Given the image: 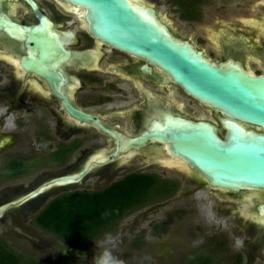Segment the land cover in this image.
I'll list each match as a JSON object with an SVG mask.
<instances>
[{"label":"flooded vegetation","instance_id":"af4514ba","mask_svg":"<svg viewBox=\"0 0 264 264\" xmlns=\"http://www.w3.org/2000/svg\"><path fill=\"white\" fill-rule=\"evenodd\" d=\"M33 1L42 17L49 23L50 37L58 49H63V53L54 51L50 57L41 56L34 43L29 42L28 36L21 33L27 28L40 27V22L32 8L24 1L0 0V144L3 146L0 155L6 153L14 155L24 148H32L35 141L32 145H24L23 142L29 128L33 127L36 142L42 139L57 142L56 145L51 146V153L58 148L73 149L62 164H67L71 157L77 154L76 160L68 166V169L86 162L78 172L69 175H77L95 162L100 165L94 164L88 176L97 169H103L104 172H101L99 180L105 179L106 172L110 173L108 176L111 179H115L109 186L97 191L74 192L100 193L133 175L155 176L161 181H172L155 173L145 172L153 167L169 172L175 170L187 176L189 170L187 168H185L187 171L182 170L184 166L181 163L178 166L174 162L170 166L154 158L157 154L161 156L166 153L161 145L129 151L126 154L125 146L121 144L120 158L113 161L112 157L118 147L117 142L100 131L95 122L80 123L73 119L64 106L65 101L74 110L99 121L108 132L116 136L137 137L148 132L153 125L163 122L167 117L180 116L189 119L184 113L188 108L177 96L172 95L174 86L166 75L154 66H149L144 61L94 39L87 31L85 20H82L83 10L62 0ZM128 1L133 6L138 7L143 4L154 9L151 4H145L141 0ZM232 6L240 12L235 15V12L228 7L229 12L221 15L224 11L219 9L225 10L227 7L225 5L218 7L215 31L204 28L203 12L198 7L200 18L197 23L200 24L198 26L200 29L196 34L197 46L192 40L187 41L210 63L222 67L236 66L253 77L264 76V0H237ZM13 27L15 30L12 29ZM33 69L46 70L57 76L55 88L59 96L55 94L52 83L37 75ZM133 94L136 98L133 96L130 99L129 96ZM121 102L129 103L120 106ZM11 116L15 117L14 128L9 130L8 121ZM213 117L218 120L215 114ZM90 137H96L98 141L88 144L86 138ZM96 151L100 152L93 156ZM136 157L142 158L143 164L138 166L132 163L135 167H130L129 170L133 171H126L120 178L116 177L117 170L126 167ZM13 159L20 161V158ZM217 194L221 197L216 198L219 202L235 206L246 203L250 206L256 204L257 207L264 201L262 198L264 193L256 203L246 199L252 196L249 192L243 195ZM200 205L201 203L197 202L195 207L199 208ZM132 214L121 220L116 228ZM202 218L206 220L205 215H202ZM242 218L244 217L240 216L241 220ZM246 224L251 233L262 232L259 236L262 245L264 229L255 223L246 222ZM156 226L153 225L151 229ZM236 240L237 238L234 237L227 243H220L222 251L233 253L234 261L231 264H234L237 256L240 257L241 264L244 260H249L248 264H251L253 261L250 259L255 256L261 261L264 260V253L257 252L252 243L245 240L238 247ZM72 254L70 251L71 257ZM203 259L212 263V257Z\"/></svg>","mask_w":264,"mask_h":264},{"label":"water","instance_id":"95a60500","mask_svg":"<svg viewBox=\"0 0 264 264\" xmlns=\"http://www.w3.org/2000/svg\"><path fill=\"white\" fill-rule=\"evenodd\" d=\"M17 1L26 2L40 22V27L18 31L28 36L44 58L54 51L63 53L50 37L49 23L35 2ZM62 1L83 10L82 20L94 39L154 66L174 87L218 117L217 125L180 116L167 117L148 132L127 138L108 132L99 121L74 110L64 101L73 119L80 123L95 122L100 131L117 142L113 161L120 158L121 144L126 154L161 145L168 157L176 164L181 163L184 171L187 168L199 177L212 192L222 195L264 193V76L253 77L236 66L210 63L189 41L176 35L163 15L143 4L133 6L128 0ZM33 71L50 81L57 95V76L42 69ZM2 147L0 144V149ZM93 165L77 175L52 178L4 205L0 220L9 210L30 205L54 188L83 182ZM253 207L242 211L243 221L264 229V201Z\"/></svg>","mask_w":264,"mask_h":264},{"label":"rangeland","instance_id":"374dc122","mask_svg":"<svg viewBox=\"0 0 264 264\" xmlns=\"http://www.w3.org/2000/svg\"><path fill=\"white\" fill-rule=\"evenodd\" d=\"M141 1L151 4L155 11L163 15L178 37L192 40L197 46L196 34L199 32L200 24L197 23L198 21L182 20L180 18L181 10L175 4V0ZM186 1L201 8L204 28L209 31H215L217 27L215 18L218 7L223 5L227 7L225 10L219 9L224 11L221 15H226V12H229L228 7L235 12V15L240 12L232 6V3H237V0ZM238 17L240 16L238 15ZM172 95L177 96L179 101L188 108V111H184V113L189 119L208 121L217 125L211 111L187 98L178 88H172ZM133 96L135 95H130L129 98L131 99ZM128 103L121 102L120 106ZM3 108L5 109V107ZM14 121L15 117L11 116L8 121L9 130L14 128ZM33 130V127L29 128L23 142L24 145H32V142L35 141L32 148L21 149L23 152L19 151L14 155L11 153L0 155V207L16 201L53 177L78 172L86 163L68 169V166L76 160L77 154L72 156L65 165L53 163L48 157L51 153V146L56 145L57 142L44 139L36 142ZM86 140L89 144L97 142L98 138L90 137ZM99 152L96 151L93 156ZM15 157L20 158L25 171L17 177H11L9 162ZM130 162L126 167L117 170L116 177L120 178L126 171H133L129 168L135 167L134 163L138 166L142 165L144 160L136 157ZM110 171L112 172L113 169ZM101 172L103 173L104 170L97 169L79 185L54 188L34 203L6 212L0 220V240L7 241L18 254H31L45 263L65 259L76 260L81 264H95V257L102 252L101 245H103L111 250L113 256L121 264H188L195 258L204 260L203 258L208 256L212 257L213 264H231L234 261L233 253L222 251L220 243H227L234 237L237 238L236 245L238 247L247 240L253 244L252 246L257 252L264 253V242L260 245L262 240L259 237L262 232L251 233L248 224L240 219V216H243L242 211L248 209V206L251 207L250 205L245 203L235 206L221 203L216 199L217 196L218 198L220 196L208 189L196 175L187 172V176H185L175 170L169 172L154 167L145 170V172L155 173L162 178L175 181L179 184L177 193L170 199L159 200L132 214L122 221L113 233L95 245L71 249L68 245L32 224L33 219L55 197L74 191H97L115 181L114 178L111 179L108 176L110 174L108 172L105 174V179L99 180ZM197 202L201 203V207H195ZM202 215H205L206 220H203ZM155 224L165 227L167 233H159L154 236L151 228ZM143 242L144 245L140 249L134 248V244ZM71 250H73L72 257ZM256 258L257 256L250 259L253 261L251 264H264V260ZM248 261L244 260L242 264H248Z\"/></svg>","mask_w":264,"mask_h":264},{"label":"trees","instance_id":"16d2710c","mask_svg":"<svg viewBox=\"0 0 264 264\" xmlns=\"http://www.w3.org/2000/svg\"><path fill=\"white\" fill-rule=\"evenodd\" d=\"M181 10L180 18L195 22L200 18L196 4L186 0H175ZM70 148H58L49 155L55 164H64ZM10 176L24 173L23 164L12 159L9 162ZM179 190L174 181H161L155 176L133 175L100 193H64L51 200L33 219L32 224L52 235L69 247L90 246L104 239L116 229V225L128 215L159 200L172 198ZM167 233V229L157 225L152 234ZM143 243L134 244L140 249ZM129 257V256H128ZM0 264H81L75 260H59L45 263L31 254H18L7 241L0 240ZM188 264H213L209 260L194 259ZM234 264H241L237 256Z\"/></svg>","mask_w":264,"mask_h":264},{"label":"clouds","instance_id":"9594fccd","mask_svg":"<svg viewBox=\"0 0 264 264\" xmlns=\"http://www.w3.org/2000/svg\"><path fill=\"white\" fill-rule=\"evenodd\" d=\"M71 34H69L70 36ZM102 252L95 257V264H121L112 254L111 250L103 245Z\"/></svg>","mask_w":264,"mask_h":264},{"label":"bare ground","instance_id":"6f19581e","mask_svg":"<svg viewBox=\"0 0 264 264\" xmlns=\"http://www.w3.org/2000/svg\"><path fill=\"white\" fill-rule=\"evenodd\" d=\"M79 12V11H78ZM78 15V14H77ZM82 15L84 16V13H82ZM123 152V151H122ZM124 153V152H123ZM156 154H157V152H156ZM162 154V153H161ZM160 154V155H161ZM163 156V157H162ZM102 158V157H101ZM154 158H156V159H160L161 161H163V162H165V164H167V165H172V163H174L175 162V160H173V159H170L165 153H163V155H161V156H159V154H157V156H155ZM174 165V164H173ZM176 165H178V164H176ZM179 166V165H178ZM178 166H175V167H178ZM246 194H248V192L246 193ZM252 195V196H248V197H246V199L247 200H249L250 202H254V203H256V201L261 197V195L263 194H261V193H253V192H249V195ZM245 198V197H244ZM262 198H264V196H262ZM252 202V203H253ZM256 205V204H255ZM5 208V206H1L0 207V211L2 210V209H4Z\"/></svg>","mask_w":264,"mask_h":264}]
</instances>
